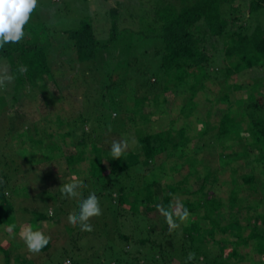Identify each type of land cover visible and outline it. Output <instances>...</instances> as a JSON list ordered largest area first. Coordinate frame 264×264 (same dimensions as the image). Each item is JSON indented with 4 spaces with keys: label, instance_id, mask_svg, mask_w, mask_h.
Masks as SVG:
<instances>
[{
    "label": "trees",
    "instance_id": "16d2710c",
    "mask_svg": "<svg viewBox=\"0 0 264 264\" xmlns=\"http://www.w3.org/2000/svg\"><path fill=\"white\" fill-rule=\"evenodd\" d=\"M149 3L151 8H138L148 19H142L144 30L126 26L117 3L108 12V27L96 26L86 18L90 14L78 9L81 22L77 26L57 30L49 25V36L34 31L4 50L11 59L16 82V89L1 101L8 107L18 105L23 100L21 91L26 93L29 87L41 95L49 91L50 101L64 98L62 90L60 94L53 93L46 80L47 76L56 82L60 78L51 65L59 55L75 62L72 68L66 67V72L80 70L75 76L79 82L84 78L83 64V70L92 72L86 77H96L95 81L84 78V83L98 85L102 80L103 101L109 98L118 104L123 91L129 92L124 115L115 112L113 116L112 110L111 130L102 137V145L97 144L98 136H88L91 133L84 129L94 114H80L84 123L82 134L76 138L74 125L66 121L71 113L65 111L47 113L49 123L58 126L51 128L54 133L49 132L48 139L47 127L41 129L35 124L33 132L22 129L20 137L30 139L9 143V151L1 147L9 156L0 166V226L14 225L20 232L12 198L28 197L32 183L41 189L37 177L29 179L35 170L52 175V183L43 187L49 197L42 201L53 200L56 214L51 215L49 208L43 211L24 207L33 213L27 218V228L39 229L47 220L63 225L65 243L58 246L50 238L51 244L43 250L49 251L44 264H66L67 259L71 264H251L258 262L255 260L259 256L264 257V72L251 77L249 88L238 80L248 71L264 66V0ZM44 37H48L49 44L41 43ZM143 41L145 47L140 48V55L126 57L133 60V65L122 62L128 69L126 75L120 78L116 72L115 76L108 73L106 76L112 79L100 76L98 64L108 65L103 63V53L113 54L124 47L136 52L135 45ZM118 63L120 60L109 62V68ZM180 87L186 90L171 107L172 118L167 119L164 129L159 125L156 128L154 121L164 124L165 119L157 113L167 108L168 95ZM96 91L97 87L87 93L94 96ZM18 94L21 101L16 98ZM129 117L136 126L141 149L133 150L129 141L122 157L111 159L112 141L129 139ZM199 117L200 127L196 123ZM179 121L180 125L175 126ZM102 127L98 125L95 131ZM101 133L105 134L104 130ZM45 139L49 141L46 144ZM26 145H31L29 150L20 152ZM57 149L63 150L66 157L58 158ZM19 158L25 166L11 170L12 160L20 165ZM87 160L91 172L68 178L71 173L78 174V166ZM184 170L186 173L175 182L161 179L166 173L181 174ZM18 173L23 176L15 181ZM195 182L198 187H193ZM71 183L85 185L75 200L62 195L63 188ZM93 192L99 198L102 214L91 219L92 231L65 223L64 218L78 213L80 201ZM65 205H69L68 209ZM185 210L188 216L181 219ZM168 213L178 225L171 231ZM84 238L97 241L99 250L92 256L95 259L87 255V250L96 245H83ZM0 247L6 252V264H10L9 248ZM247 248L251 251H245ZM190 253L194 259L187 261ZM17 260L21 261L18 264H34L32 258Z\"/></svg>",
    "mask_w": 264,
    "mask_h": 264
},
{
    "label": "rangeland",
    "instance_id": "374dc122",
    "mask_svg": "<svg viewBox=\"0 0 264 264\" xmlns=\"http://www.w3.org/2000/svg\"><path fill=\"white\" fill-rule=\"evenodd\" d=\"M120 1V2H119ZM150 0L145 1V0H130V2L128 0H38V4H37V8L36 10L32 13L31 19L28 22V24L25 25V36L24 38H26L27 36H31L33 34L34 31L36 32H42V34H45L47 36H49V25L52 27H55L57 30H62L61 28H73L75 26H77L79 24V22H81L80 19V13H78V9H80L82 12H84L85 14H90L91 17H86L88 20H92L93 23L96 26H99V24L103 25V27H108V25H105V22H109L108 20V12L110 10L113 9L112 6H116V4H119L120 7V11H122V15H124V19L125 20V25L126 26H130L131 30H144V28L146 27V25L143 24L142 19H146V16H144L143 12H139L138 8H140V6L143 5V9H147L152 7V4L149 3ZM129 3V4H127ZM144 3V4H143ZM62 9V10H61ZM142 9V10H143ZM138 14H135V12ZM134 13V16H131V14ZM129 15V16H128ZM90 18V19H89ZM140 18V19H139ZM141 20V21H140ZM102 21V22H100ZM140 21V22H139ZM125 25H123V27H126ZM110 26V25H109ZM45 32V33H44ZM47 32V33H46ZM43 37V35H41ZM106 39V38H105ZM133 40V39H132ZM134 42H137L136 38L134 40ZM42 44H49V39L48 37H44V40H42L41 42ZM143 42H141L140 46L139 45H135V49H133L136 52H128V50L126 49V47H124L123 45V50H117L115 52L112 53H103L102 56L105 58L104 60V64H108V65H104L107 67H104L101 64L100 65V76L102 78H106L108 76H106L108 73H112L113 76H115V72L120 75H126V66L124 65L125 63L130 62V65H133V60L128 61L126 59L127 58H133L135 57L137 54L140 55V52L142 50H140V48L145 47V44H143ZM219 45L221 47L224 46V44L221 42L219 43ZM8 45H5L3 48H0V75H11L13 77L12 81L10 83H5L2 87H0V166L5 163L4 159H6L9 155L5 153V151H9V143H13L14 142H20L22 140H27L30 139L29 137H20L21 134H24L22 129H26L24 130L25 132L27 131V128H29V130H31V132H33L35 130V124H38L39 127H41V129L46 128L49 130L48 134L44 135L46 136V138H49V132L54 133L53 130L51 128L58 127L55 126L54 123H49V116L47 115L48 112H55L54 114L56 115V113H61L63 114V112L65 113V111H67V113H71V116H68L66 118V121H70L72 122L71 124L74 125L73 128L75 129L76 135L75 137L78 138L81 134H82V128H83V123L84 120L82 121L81 117V113L84 115L85 112H91L92 114H94L93 117V121L88 122L86 125H84V129L86 131H89L91 134H89L88 136H98L99 141H98V145H102L104 144V140L102 139V137L104 135H106L107 133H109L110 129V124L109 121H112V119H110V114L113 110V116H115V112L120 113L122 115H124V108L127 104V102L129 101L128 99H126L129 95V92L127 90L123 91V97H121L120 99L123 100V102L119 99L120 102L113 104V102H111V100L109 98H107L106 100L103 101L104 97L101 95V84H102V80H100V83L98 85H96L97 83H93L91 85H89L87 82L84 83V78H88L86 76H88L87 74H92V72H90L88 69L83 70V65H82V71H81V76L84 77L82 79L81 82H79L77 79H75V76L79 74V71H75L73 73V71L71 69L67 71L68 68L66 67H73V65L75 64V62L72 60V58H64L66 57L65 55H59V57L57 58L56 61H53V63H51L53 70H56V73H60L59 76L57 75V82L55 80H52L51 78H49V76H47L46 80H47V84L48 87L50 88V90L55 93V94H60L61 90L63 92L64 98H62V100H59V102H57V100L53 99L52 101H50L49 99L51 97H49V91L45 92V95H41L38 94V90L37 89H32V88H28L26 90V93L21 91V96L22 97V101L20 100V94L17 95L16 98H18L17 100H20L19 104L17 105H11L9 104V107L6 106L5 104H3L1 101L3 100L4 97H8V95H10L9 93H11V91H14L16 82H15V71L14 68L12 67V63H11V59L9 58V56L7 55L6 51L4 52V50L8 49ZM139 48H138V47ZM147 46V45H146ZM126 49V51H125ZM130 55V56H129ZM102 57V58H103ZM101 58V59H102ZM121 62L118 63L117 65H113L114 63H116V61ZM113 63L110 68H113L110 70L109 68V62ZM125 61L124 64H122V62ZM102 63V64H103ZM143 63V62H141ZM84 68H86V66H84ZM96 70V69H95ZM115 70V71H114ZM94 71V70H93ZM97 72V70H96ZM264 72V66L258 67L257 70H251L248 71L245 75H242L238 78V80L240 82H243L245 87L249 88L251 87L252 84V80L251 77H253L254 75H257L259 73H263ZM95 75V74H94ZM96 77H93V79H89V80H93L95 81ZM109 78V77H108ZM121 78V76H120ZM109 79H112L109 78ZM115 79V78H114ZM98 80V79H97ZM124 82V86L126 87H130L128 84L125 85V81H121V83ZM83 83V84H82ZM89 85V86H88ZM83 86V88H82ZM81 87V88H80ZM97 87V91L98 94L92 96L89 92L87 93V91H92V89ZM87 89V90H86ZM111 90V89H110ZM186 89L184 87H180L179 89H175L173 90L172 93H170L168 95V100H167V107L166 109H164V111H161L160 114L161 117H164V124H159V122L154 121V123H156V128H158V125L160 127V129H164L165 128V122L167 121V119H171V107L174 106L178 99L180 98V95L182 94V92H184ZM86 92V93H85ZM110 94H113V91H110ZM66 95V96H65ZM25 96V97H24ZM109 96V94H108ZM112 96V95H111ZM110 96V97H111ZM180 100V99H179ZM54 102V103H53ZM49 103L51 104L49 106ZM56 103V104H55ZM9 108V109H8ZM65 108V109H64ZM8 109V110H6ZM148 110V109H147ZM177 114L179 113L178 111H176ZM101 115V120L106 122L102 123L101 120H98V116ZM131 113L128 114V116H130ZM202 117V115H200ZM55 117V116H54ZM152 117H157V116H152ZM199 117V119H197L198 122H196L198 124V126L200 127L202 124V118ZM55 119V118H54ZM132 118L129 117L128 120V124H127V135L129 139H126L125 141H127L128 143L131 142L132 144V148L133 150H140L141 149V145L139 143V140L137 139V135H136V126L135 124L131 121ZM180 122H176L175 126H179ZM77 124V125H75ZM95 124V125H94ZM109 124V125H108ZM98 125H102L103 127L101 129H97V131H95V129L98 127ZM50 128V129H49ZM119 129V128H118ZM56 130V129H55ZM64 130V129H63ZM66 130V129H65ZM102 130H104L105 134H102ZM108 130V131H107ZM57 131V130H56ZM58 131H62L61 129H58ZM123 130H120V132H122ZM99 132L101 134H99ZM43 133V132H42ZM126 135V133H125ZM43 136V137H44ZM45 139V144L48 143L49 141ZM56 139V138H55ZM69 140H72L71 138H69ZM118 141V140H115ZM124 141V140H123ZM130 141V142H129ZM113 142V141H112ZM7 144V145H6ZM5 145V146H4ZM90 145H92L90 143ZM31 145H26V146H22L24 148H19L21 149L20 152H27L29 149L28 147ZM1 147L5 150H3V152L1 151ZM26 148V149H25ZM75 148V147H74ZM10 149H12V147H10ZM24 150V151H23ZM56 153H59L58 158L60 157H66L63 156L64 155V151L61 149H57V151H55ZM255 153H257V151H255ZM254 153V154H255ZM256 155V154H255ZM14 157V156H12ZM17 156L14 158L16 159ZM40 157H37L36 159L39 160ZM11 159V158H10ZM45 158H43L44 160ZM48 159V158H47ZM18 160V159H17ZM15 160H12L13 164H11L12 166H10L11 170H15V168H22L23 162L22 160L19 158L18 160V164H16V162H14ZM3 162V163H2ZM48 163V161H43V163ZM223 162V160L221 161ZM64 166L66 168V161L65 159L63 160ZM105 163H108V160L106 159ZM38 164V163H37ZM79 164V163H78ZM77 164V165H78ZM219 164V161H218ZM42 165V164H40ZM90 165L88 164V160L87 162H83L82 165H79V173H71L68 178H70L72 176V178H77L78 177H84L86 174H88V172H91V170H89ZM1 170V168H0ZM80 170H82V172H80ZM81 173V174H80ZM186 173V170H184L181 174L180 173H176V174H169L166 173L165 176L161 179H163L164 181H169L172 182L175 180H179L183 174ZM16 175V173H15ZM182 175V176H181ZM21 176H23V173H18L17 174V180L15 181H20V179L22 178ZM40 181V185H41V189L39 187H36L33 183L31 184L32 186L30 187V191H29V196L28 197H23L21 196H14L12 198V201L14 203V206L17 209L16 215L19 216L18 217V226H20L21 231H17L14 229V225L13 226H7V225H2L0 226V244L8 247L12 258H11V262L10 264H18L21 263L18 262L17 257H22V258H32L34 259V264H42L46 259H48L49 256V251H42L40 253H31L23 239L21 236V233L24 229H26V223H27V218H31L33 217V213L30 212V209H26L24 210V207H31L33 210H37L40 209L43 211L48 210L49 208V213L51 215H55L56 214V209L53 206L54 203L48 202V201H42L43 198L49 197V193H47L45 191V187H49V178L52 177L51 174H49L48 171H43V170H35L34 173H32L29 176L30 180H37V178ZM227 178V175H226ZM51 179V178H50ZM78 181V180H77ZM52 183V181L50 182ZM163 181H161V185ZM42 184H44L42 186ZM55 184V182H54ZM51 186V184H50ZM45 189H44V188ZM193 187H198V183L195 182L193 183ZM225 188V185L223 186ZM97 188H100V184L97 186ZM82 191V190H81ZM116 196V194L114 195ZM56 206V205H55ZM69 205H65V208L68 209ZM25 218V219H24ZM68 218H64L65 223H69V221H67ZM20 221V223H19ZM60 224V225H59ZM70 224V223H69ZM62 228L63 225L59 222V223H55L54 221H43L41 226L39 227V230L43 231L44 234L46 236H49V238H52L54 241L55 245L58 246H62L65 242H63L64 240V236L65 232H62ZM78 234V231H75V236ZM91 241V240H90ZM87 241V239H82V244L87 246L86 243H88V245H94L95 247L92 249L87 250V255L89 257L94 256L95 254H97L96 252L99 250L98 245H97V241L95 239H93L91 242ZM251 251V248H247L245 251ZM5 251L3 247H0V264H6V258H5ZM93 258V257H92ZM259 259L255 260L258 262H252L251 264H264V257L263 256H259ZM95 259V258H93ZM260 261V262H259ZM66 264H71V262L69 261V259L66 260L65 262ZM44 264V263H43ZM49 264V262H48Z\"/></svg>",
    "mask_w": 264,
    "mask_h": 264
},
{
    "label": "clouds",
    "instance_id": "9594fccd",
    "mask_svg": "<svg viewBox=\"0 0 264 264\" xmlns=\"http://www.w3.org/2000/svg\"><path fill=\"white\" fill-rule=\"evenodd\" d=\"M37 4L38 0H0V48L18 43L24 38L25 25L30 21ZM12 79L11 75H0V87L5 83H10ZM129 146L127 141H113L110 148L111 159H120ZM84 188L83 183H71L63 188L62 195L65 199L75 200ZM78 207V213L68 217L70 225L74 228L78 226L81 231H92L91 219L102 214L98 196L94 192L89 193L86 198L80 201ZM171 215V213L167 214L170 231L178 227L171 219ZM187 216L188 212L185 210L181 219H185ZM21 236L27 249L34 254L42 252L51 244V239L39 229L28 227L22 231ZM193 259L194 255L190 253L187 261Z\"/></svg>",
    "mask_w": 264,
    "mask_h": 264
}]
</instances>
